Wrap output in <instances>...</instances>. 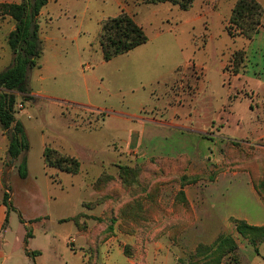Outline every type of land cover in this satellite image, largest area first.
<instances>
[{
    "label": "rangeland",
    "instance_id": "374dc122",
    "mask_svg": "<svg viewBox=\"0 0 264 264\" xmlns=\"http://www.w3.org/2000/svg\"><path fill=\"white\" fill-rule=\"evenodd\" d=\"M235 1L135 6L148 41L110 61L73 51L66 34L81 24L83 6L39 18L30 97L13 93L29 151L10 158L0 123V200L16 245L41 246L46 262L80 261L85 250L97 264H188L201 261L200 244L225 234L238 244V263L223 264H264V241L257 252L236 231V220L264 222V188H255L264 180V93L234 68L233 53L248 44L226 30ZM106 7L93 14L118 12ZM14 28L0 19V72L13 63ZM262 61L259 53L255 70ZM46 145L75 156L80 172L47 168ZM122 167L131 169L127 181ZM76 215L79 226L62 221Z\"/></svg>",
    "mask_w": 264,
    "mask_h": 264
},
{
    "label": "trees",
    "instance_id": "16d2710c",
    "mask_svg": "<svg viewBox=\"0 0 264 264\" xmlns=\"http://www.w3.org/2000/svg\"><path fill=\"white\" fill-rule=\"evenodd\" d=\"M48 0H22L16 2L0 1V19L9 17L15 22V28L7 36L8 44L13 52L12 65L0 72V123L4 133L8 135V154L16 159L29 151L24 127L16 121L14 110V94L22 93L30 97L28 72L38 64L41 55V40L39 35V14ZM140 4L170 3L182 10H189L195 0H139ZM264 7L258 0H236L231 15L226 25V30L231 37L243 36L252 40L264 27ZM148 36L144 28L138 24L133 16L124 10L118 15L108 17L101 23L99 42L102 57L105 61L130 52L131 50L145 44ZM236 74L245 71L247 67V53L245 49L235 51L232 55ZM43 159L47 168L56 169L61 172L78 174L81 169L79 160L70 154L64 153L57 148L46 145L43 150ZM125 181L131 176V169L122 167ZM28 173L27 159L24 158L20 165V175L26 177ZM54 181L56 176L50 174ZM104 175L100 176L95 185L102 182ZM257 192L262 193L264 180L255 186ZM7 204V198L5 199ZM73 220L78 222V215L73 218L62 219V221ZM236 231L243 237L248 238L250 244L258 252L257 245L264 241V226L251 225L245 220H236ZM238 244L229 235H220L212 244H200L195 257H200V262L191 261L188 264H223L226 260L238 263ZM87 254L86 264H97Z\"/></svg>",
    "mask_w": 264,
    "mask_h": 264
},
{
    "label": "crops",
    "instance_id": "0c3cea01",
    "mask_svg": "<svg viewBox=\"0 0 264 264\" xmlns=\"http://www.w3.org/2000/svg\"><path fill=\"white\" fill-rule=\"evenodd\" d=\"M8 2H16L20 3L21 0H7ZM109 2L114 5L115 8L118 9V12L113 16L118 15L123 10L129 13L135 21L138 22L137 12L135 6H147V4H140L137 3L139 0H48L47 4L42 7L39 18L50 17L52 13H56L55 8H58L59 11H80L78 6H83L84 11L81 17V24L78 26L76 30H71L69 34L71 35V41L74 44L73 51L77 52L79 55H91L97 54V56L102 55L101 46L99 42V35L101 32V23L104 19L110 16L109 14L104 13L107 9H103L105 5ZM54 3V7H51V4ZM264 7V6H263ZM103 10L102 14H93L95 11ZM58 11V10H57ZM93 14V17L90 14ZM263 24H264V16H263ZM70 28V27H68ZM41 28L39 30L40 34L42 35ZM60 33H64L66 30L60 29ZM95 32L96 39H92L87 37L89 33ZM71 33V34H70ZM52 39L51 37H47ZM67 37H62L61 39L64 40ZM240 38V36H239ZM248 44L246 48L244 47L247 53V67L245 68L246 75L250 76V79L254 81L256 87L251 88L253 91H263L264 93V62L258 66V70H255L253 67V60L255 59L256 55L259 53L264 54V27L255 35V37L250 41L247 40ZM134 50V49H133ZM58 50L52 52L53 58L55 56H59L57 53ZM129 53V52H128ZM11 59L13 60V52L11 50L10 53ZM120 56V55H119ZM8 207L4 203L3 200H0V264H86L87 257L85 258V250H83L82 259L76 262H67L59 259H55L53 256V261L46 262L44 259V252L45 249L41 248V246L35 245L33 242L30 243L29 241H24L23 245L19 246V244H15L16 240L21 242V239H17L16 234L12 231L9 232L7 228H5V224L8 219ZM77 216V215H76ZM75 216V217H76ZM73 218V217H71ZM68 219V218H65ZM249 224L257 225V226H264V222L253 223L250 220L246 219ZM78 226V225H77ZM79 228V227H78ZM79 233L87 241L86 231L79 230ZM74 240H72V243ZM84 249V248H82ZM32 253H36V255H30Z\"/></svg>",
    "mask_w": 264,
    "mask_h": 264
}]
</instances>
